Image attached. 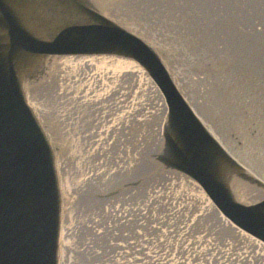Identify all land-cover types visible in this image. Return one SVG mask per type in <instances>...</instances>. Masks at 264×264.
Segmentation results:
<instances>
[{
  "label": "water",
  "instance_id": "water-1",
  "mask_svg": "<svg viewBox=\"0 0 264 264\" xmlns=\"http://www.w3.org/2000/svg\"><path fill=\"white\" fill-rule=\"evenodd\" d=\"M0 264H264V0H0Z\"/></svg>",
  "mask_w": 264,
  "mask_h": 264
}]
</instances>
